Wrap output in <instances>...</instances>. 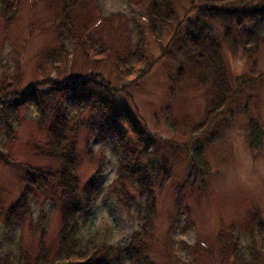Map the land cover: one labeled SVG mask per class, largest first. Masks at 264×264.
<instances>
[{
  "label": "rangeland",
  "instance_id": "1",
  "mask_svg": "<svg viewBox=\"0 0 264 264\" xmlns=\"http://www.w3.org/2000/svg\"><path fill=\"white\" fill-rule=\"evenodd\" d=\"M145 2L89 0L75 28L82 30L90 46L105 52L87 56L83 49L68 43L65 51H59L60 0H16L9 21L0 13V82H12L14 89L23 92L46 78L61 81L92 72H99L117 88L134 80L126 94H117L115 101L134 111L155 135L160 148L161 171L154 181L155 262L243 264L254 251L262 255L255 264H264V41L251 45L249 56L241 49L233 53L223 40V31L230 26L236 35L235 20L208 22L230 78L244 76L251 82L232 102V116H223L206 132L192 136L190 129L203 119L212 97L210 87L199 85L187 66L183 78H177L179 60L161 54L175 27L183 29L188 19L193 20L196 15L192 7L203 0H175L178 19L161 40L149 32ZM250 24L246 20L242 27L249 28ZM262 35L264 38V32ZM139 49L154 61L153 67L145 69L146 74L143 69L137 75L122 76L115 65L117 58L133 64ZM71 102L69 97L62 100L69 110ZM75 112L71 111L73 115ZM19 114L12 124V136L0 124V153L8 158L0 160V208L4 209L20 195L28 165L57 167L46 156L49 118H37L32 104L21 107ZM86 118L87 114H81L75 123L79 126L77 175L82 187L98 173V192L91 206L80 213L79 222L85 236L95 235L124 247L136 229L137 194L128 186L127 193L120 190L116 183L118 155L97 131L82 124ZM249 119L257 121L263 132L258 148L249 143ZM195 147L201 149L208 165L204 176L194 172L190 164L189 152ZM54 191L53 187L36 191L30 198V217L13 232L5 228L2 214L1 251L11 250L18 239L25 246H34L37 236L30 231V222L36 223L41 214L45 216L48 241L55 238L62 205ZM122 264H128L127 260Z\"/></svg>",
  "mask_w": 264,
  "mask_h": 264
},
{
  "label": "trees",
  "instance_id": "2",
  "mask_svg": "<svg viewBox=\"0 0 264 264\" xmlns=\"http://www.w3.org/2000/svg\"><path fill=\"white\" fill-rule=\"evenodd\" d=\"M88 2L60 0L57 40L62 45L59 51H65L68 43L75 49V45L83 49L87 56L104 55L102 48L97 51L90 46L84 40L82 30L75 28L76 20L83 15ZM145 3L144 16L149 32L156 40H161L178 19L175 0H146ZM15 4L16 0H0V13L6 21L11 19ZM192 11L195 18L188 19L183 29L175 27L161 56L179 60L177 78H183L187 66L199 85L210 87L212 97L206 104L203 119L190 129L192 136H196L206 132L223 116L233 115L232 102L241 88L251 82L244 76L230 78L220 44L213 37L208 22L234 19L237 34L234 35L230 26L225 27L223 40L233 53L241 49L249 56L252 53L249 47L264 41V0H203L201 5L192 7ZM246 20L251 23L249 28L242 27ZM136 55L138 58L133 64L117 58L115 65L122 76L137 75L143 69L146 74L145 69L153 67L154 61L150 62L142 50L139 49ZM133 83L134 80H130L129 84L117 88L99 72L88 73L83 78L67 76L61 81L46 78L23 92L14 89L12 82H0V124L4 132L12 136V124L20 117L19 109L32 104L37 118L41 121L49 118L46 156L57 164L55 169L26 167L20 195L5 209L0 208V218L2 214L5 216V228L13 232L22 227L30 217V198L36 191L56 188L54 194L58 195L62 205L55 238L48 241L45 216L41 214L36 223L30 222V231L37 236L35 245L25 246L18 239L11 250L0 249V264H122L124 259L128 264H157L152 248L157 215L154 181L161 171L160 148L155 135L146 129L134 111L115 101L116 95L126 94L125 89ZM67 97L72 101L71 110L62 104L63 98ZM73 110L76 111L74 115ZM81 114L88 115L82 124L97 131L102 141L117 153L116 183L120 190L127 193L128 186L137 194L136 229L124 247L95 235L85 236L79 222L80 213L91 206L98 192V173L82 187L77 175L79 126L75 123ZM248 127L249 143L254 148L260 147L263 137L260 124L249 119ZM189 156L192 170L204 176L209 169L201 149L195 147ZM0 160L7 161L8 158L0 153ZM261 258L262 255L257 256L252 251L251 259H244L243 264L259 263Z\"/></svg>",
  "mask_w": 264,
  "mask_h": 264
}]
</instances>
